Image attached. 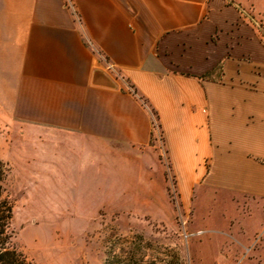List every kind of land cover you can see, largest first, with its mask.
I'll list each match as a JSON object with an SVG mask.
<instances>
[{
  "label": "crops",
  "instance_id": "crops-1",
  "mask_svg": "<svg viewBox=\"0 0 264 264\" xmlns=\"http://www.w3.org/2000/svg\"><path fill=\"white\" fill-rule=\"evenodd\" d=\"M1 119L51 190L127 192L163 157L244 248L264 228V0H0Z\"/></svg>",
  "mask_w": 264,
  "mask_h": 264
},
{
  "label": "rangeland",
  "instance_id": "rangeland-1",
  "mask_svg": "<svg viewBox=\"0 0 264 264\" xmlns=\"http://www.w3.org/2000/svg\"><path fill=\"white\" fill-rule=\"evenodd\" d=\"M150 117L153 145L158 127ZM26 128L0 120V159L9 167L5 188L13 206L11 241L31 264H103L114 253L122 264H219L220 253L264 254V228L248 246L237 247L234 219L221 233V216L203 213L205 200H182L163 157L159 179L149 171L143 185L128 186L127 192L43 187L40 165L25 160L20 136Z\"/></svg>",
  "mask_w": 264,
  "mask_h": 264
},
{
  "label": "trees",
  "instance_id": "trees-1",
  "mask_svg": "<svg viewBox=\"0 0 264 264\" xmlns=\"http://www.w3.org/2000/svg\"><path fill=\"white\" fill-rule=\"evenodd\" d=\"M8 164L0 159V264H31L27 256L12 241L14 232L10 224L13 218V206L6 194L5 184L9 176ZM118 254L105 255L103 264H122Z\"/></svg>",
  "mask_w": 264,
  "mask_h": 264
},
{
  "label": "built area",
  "instance_id": "built-area-1",
  "mask_svg": "<svg viewBox=\"0 0 264 264\" xmlns=\"http://www.w3.org/2000/svg\"><path fill=\"white\" fill-rule=\"evenodd\" d=\"M157 127H158V125H157ZM152 129H153V123H152Z\"/></svg>",
  "mask_w": 264,
  "mask_h": 264
}]
</instances>
